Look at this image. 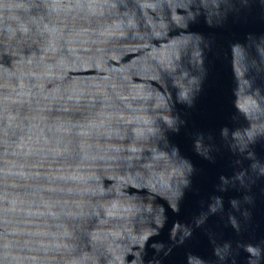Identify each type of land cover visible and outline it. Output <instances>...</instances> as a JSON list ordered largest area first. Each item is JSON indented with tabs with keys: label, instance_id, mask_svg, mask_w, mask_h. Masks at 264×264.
I'll return each mask as SVG.
<instances>
[{
	"label": "water",
	"instance_id": "95a60500",
	"mask_svg": "<svg viewBox=\"0 0 264 264\" xmlns=\"http://www.w3.org/2000/svg\"><path fill=\"white\" fill-rule=\"evenodd\" d=\"M0 264H264V0H0Z\"/></svg>",
	"mask_w": 264,
	"mask_h": 264
}]
</instances>
